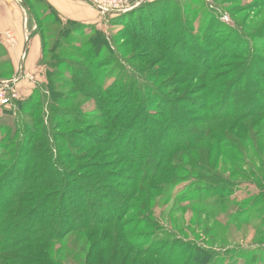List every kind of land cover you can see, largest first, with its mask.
<instances>
[{
    "label": "rangeland",
    "instance_id": "rangeland-1",
    "mask_svg": "<svg viewBox=\"0 0 264 264\" xmlns=\"http://www.w3.org/2000/svg\"><path fill=\"white\" fill-rule=\"evenodd\" d=\"M43 1L54 15L48 20L29 3L33 16L41 17L32 22L37 31L26 40L27 45L34 36L40 40L34 64L28 63L30 50L24 54L16 39L9 41L7 32H0V82L14 81L0 90L19 94L12 106H0V205L10 189L9 178L2 176L15 161L26 162L31 149L46 150L52 158L48 173L59 166L84 179L108 175L117 190L105 191L111 199L108 214L124 198L118 221L100 229L116 246L114 233L123 239L131 233L141 236L137 248L121 244L119 264H169L152 257V250L166 252L169 243L181 263L193 252L183 246L193 244L214 253L213 264H264V251H257L264 248V140H245L235 152L238 140L228 139L235 121L214 118L221 108L248 112L262 102L253 96L264 97V0H122L123 13H114L108 5L113 0H63L74 5L71 13ZM92 11L100 18L97 23L67 16L79 12L87 20ZM72 23L80 26L75 43L67 29ZM96 33H102L105 46L96 53L98 68L92 70L87 62L96 50L90 45ZM57 60L65 67H54ZM205 74L210 76L202 81ZM242 76L246 79L236 83ZM202 86L218 95L207 111ZM52 92L60 102L52 100ZM224 94L233 98L226 105ZM182 123L195 136L209 135L170 151L168 136ZM220 140H226L221 151L238 155L243 163L217 159ZM165 154L169 162L158 173L151 170L150 180L136 183L138 167L151 168ZM209 180L220 188L230 185L228 193L213 195ZM78 188H72L73 194ZM137 222L144 224L132 232ZM78 235L60 242L58 264L89 262L90 248ZM30 252L26 243L14 247L0 256V264H22ZM110 260L104 256L89 264Z\"/></svg>",
    "mask_w": 264,
    "mask_h": 264
},
{
    "label": "trees",
    "instance_id": "trees-1",
    "mask_svg": "<svg viewBox=\"0 0 264 264\" xmlns=\"http://www.w3.org/2000/svg\"><path fill=\"white\" fill-rule=\"evenodd\" d=\"M20 1L27 13L28 23L31 30L33 29L31 27L32 22L36 24V20L41 19V17L37 18L35 16V18L33 16L32 9L38 14L39 12H42V14L46 16V19L48 20V16L51 13V8L46 6L43 0ZM29 3L31 4L32 9L30 8ZM51 15L54 16L52 13ZM42 25L45 24L43 23ZM72 25H74V23H72ZM75 25L67 28L69 30L68 33L71 35L69 37L74 39V43L78 41L75 36L79 32L77 28L80 27ZM104 41L105 40L102 33H96L94 39L90 41V45L96 49L94 54L88 58L87 62L88 66H90V69L92 70L98 68V63L96 62L97 60L95 58L99 55H96V53H99V51H101V49L105 46ZM55 50L56 49H54V51ZM53 66L61 69L65 67V63L57 60L56 64ZM89 74V77L93 78V74H91V72ZM209 76V74H205L200 79L205 81L207 78H209ZM52 78L55 80L56 76H52ZM245 79L246 76H242L241 78L237 79L236 83L244 81ZM90 80L92 82V79ZM202 87V91L204 93L206 92L204 106H202L203 109L207 111L210 101H215V99L218 98V95L214 94L213 90L211 91L209 87ZM51 94L52 100L57 103L58 101L60 102V98H58V94L56 92H52ZM253 98L260 100V102L262 101L261 103L258 102V104H260L257 106V108H254V110L245 112L246 110H242L239 107H232L230 109L221 108V113L214 116L215 120L235 121L232 126L230 125L231 131L228 138L230 140H238L239 145L233 146V151L235 152L239 151V147L245 140H252L255 142H258L257 139L264 140V97L260 98L258 93H255ZM222 99L226 105V103L228 104L233 98H231L229 94H224ZM246 100L248 101V98H246ZM130 104L132 106L135 105L134 102H128V105ZM67 115L71 117L69 113H67ZM108 118H111V115H109ZM248 119L251 120V122L248 123L250 129L245 131V128L248 125H240L242 123L241 121ZM172 127H174V125ZM176 127L177 128H173L174 130L172 129L173 131L170 133L171 136H168L171 137L172 141L171 145L168 147L170 151L180 147H191L209 135L207 132L203 135L202 131V135L198 134L195 136L190 132L185 123L178 124ZM179 133H182L181 136H179ZM237 133L243 135L244 140L238 139ZM168 139L170 140V138H166L163 141L168 142ZM217 140L215 141L217 142ZM225 141L226 140H220V143L218 142V146L216 147L218 155L217 159L223 158L225 160H230L233 157L236 159V156L238 155L233 156L230 155L231 153H223L221 151L220 145ZM63 149L65 150V147H61V150ZM28 154H30V156L28 158L26 156V162H23V160L15 161L13 166H11V169H9L7 175L2 176V180L4 181L6 178H9L10 184L8 185L10 186V189L5 192L4 196L2 197L3 201L0 205V256L3 255L4 252L6 253L14 247H21L22 244L26 243V245H28V249L31 250L30 254L32 255L30 257L24 258L22 264H58V262L55 261V257L58 258V256L62 254L60 252H63L61 250L63 244L60 242L73 234H79L77 236L79 237V240L83 239L90 248L88 254L89 262L87 264H89L93 259L94 263H98L104 256L111 258L110 264H119L118 258L121 256L122 252V249L119 248L121 244L125 243V246L127 244L136 248L139 247L141 236L135 233L127 235L125 239H123L120 234L114 233L115 236L117 235L118 246H116L114 243H108L110 240L109 234H101V227L116 223V221H118L117 217L119 218L120 212L124 207L122 204L124 198L120 197V204H118L114 209H111L110 214H108L109 210L107 208L106 202L108 199L111 200L110 196L108 195L109 191L117 192V190L116 186L113 184V182H111V180L109 183V177L106 173L104 178L84 179L78 175V173H63L62 170H64V168L61 170V167L59 166H57V170H53V172L48 173L46 170L48 169L51 171L52 158H50V155L46 150L39 151L36 148H33ZM259 155L262 157L261 154ZM169 157L170 154H165L163 159L160 158V163L151 166V168L147 166H137L138 169L136 173L138 175L135 177L136 183L138 181L144 183V181L150 180V178L147 177L149 176L148 174L151 172V170H155V173H158L160 167L163 166L165 162H169ZM236 160L238 163H243L241 157L237 158ZM236 160L234 161L236 162ZM34 168H36V172H33ZM15 172L16 174L13 175ZM153 175L155 177V174ZM50 179H52V181ZM81 184L86 187H82ZM207 184L209 186L207 190L212 192L213 195L224 196L229 191L227 189L230 188V185L220 188V184L216 185L212 182V180L207 181ZM77 185H79V188L73 194L74 191L72 188L77 187ZM107 190L109 191L105 192ZM139 191L132 198V201H134V199L140 195ZM163 193L164 194L162 195L164 196L167 192L163 191ZM86 196H89L90 198H87ZM68 206H71L72 208L69 210L67 208ZM139 218L140 217L137 219ZM261 222H263V220ZM143 224L144 222H137L138 226L135 225L131 231H137ZM94 226L96 228H94ZM262 226H264V224ZM98 227L100 228L98 229ZM58 243H60V247L55 250V248L58 247ZM174 246L175 245L173 243H169V245H167L168 250L166 252L164 250L159 251L155 248V250H152V257L164 260L169 264H213L211 260L214 253H208L207 250H204L201 247H197L193 244H186L183 246L184 249L187 248L189 250H193V252L187 256V260L181 263L178 261L179 257L175 255L176 252ZM111 247L113 249L110 252L109 249ZM141 250L144 253H148L147 250H143L142 248ZM257 251L262 252L264 251V248H261ZM183 255H186V253ZM120 264L124 263L121 262Z\"/></svg>",
    "mask_w": 264,
    "mask_h": 264
},
{
    "label": "crops",
    "instance_id": "crops-1",
    "mask_svg": "<svg viewBox=\"0 0 264 264\" xmlns=\"http://www.w3.org/2000/svg\"><path fill=\"white\" fill-rule=\"evenodd\" d=\"M51 4L58 9L61 13L62 11L66 12H74L73 8L74 5L66 4L63 0H49ZM66 2V0H65ZM90 8L85 6L86 17L88 15V11ZM67 15V14H66ZM68 18L77 17L79 19H83V22L93 23L98 22L100 18L96 16L94 11H92L91 15L85 20V17L76 12V14H69L67 15ZM0 32H10L13 33L16 39V44L20 48L23 46L24 54L30 50V57L28 63L30 65L34 64V61L38 60L39 52H40V40L37 36H34L30 41L33 43L32 45H27V39L29 37V33L35 32V30H31L28 23V16L26 11L24 10L20 0H0ZM27 40V41H26ZM17 47V48H19ZM16 50V49H15ZM39 50V52H38ZM24 62H21L22 66ZM26 69V68H25Z\"/></svg>",
    "mask_w": 264,
    "mask_h": 264
},
{
    "label": "built area",
    "instance_id": "built-area-1",
    "mask_svg": "<svg viewBox=\"0 0 264 264\" xmlns=\"http://www.w3.org/2000/svg\"><path fill=\"white\" fill-rule=\"evenodd\" d=\"M111 7H113L114 13H121L127 11L125 8V5L123 4L122 0H113L111 3H108ZM102 11H107L106 8H100ZM7 36L9 41H14L15 36L14 34L7 32ZM22 76V75H21ZM12 82H7L4 85L8 86L13 84ZM19 98V94L15 90H11V92H8L7 90H0V106H12L13 102Z\"/></svg>",
    "mask_w": 264,
    "mask_h": 264
},
{
    "label": "water",
    "instance_id": "water-1",
    "mask_svg": "<svg viewBox=\"0 0 264 264\" xmlns=\"http://www.w3.org/2000/svg\"><path fill=\"white\" fill-rule=\"evenodd\" d=\"M121 13H123V12H121ZM5 83H2V82H0V85H4Z\"/></svg>",
    "mask_w": 264,
    "mask_h": 264
}]
</instances>
